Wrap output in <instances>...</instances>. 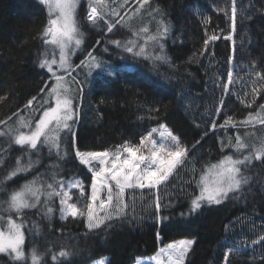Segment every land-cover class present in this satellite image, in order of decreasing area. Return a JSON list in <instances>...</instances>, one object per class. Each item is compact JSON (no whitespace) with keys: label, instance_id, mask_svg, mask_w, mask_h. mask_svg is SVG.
<instances>
[{"label":"trees","instance_id":"1","mask_svg":"<svg viewBox=\"0 0 264 264\" xmlns=\"http://www.w3.org/2000/svg\"><path fill=\"white\" fill-rule=\"evenodd\" d=\"M216 1L152 0L160 10V22L167 29L160 31L166 62L133 57L132 71L108 77L112 82L103 88L97 86V81L82 97L85 104L80 109L82 118L76 133L79 151H113L125 143L139 145L142 136L165 125L187 148L185 162L159 191L127 190L123 197L127 208L121 213L122 218L114 216L99 229L89 230L85 217L61 220L55 204V211L46 218L36 210L26 211L22 219L28 264H32L33 248L42 254L41 264H97L101 259L106 264H134L137 259L156 255L159 247L185 239L195 241L185 264H224L225 253L239 247L228 243L230 228L246 221L264 228V157L245 167L249 183L238 195H230L219 205L203 202L200 209L190 211L192 200L200 194L201 175L227 154L220 141L223 133L264 131V119L241 122L262 109L264 95L253 107L243 108L227 94L216 121L212 116L213 105L203 102L199 110L207 115L208 111L212 113L202 127L179 105L185 93L202 94L214 82L220 86L222 72L218 66L226 69L223 81L227 83L232 62L235 69L249 68L260 73L264 81V0H237L238 9L242 8L240 3H245L250 11L245 19H238L234 41L225 38L232 35V0H225L223 11L215 7ZM86 15L82 6L78 15L81 27L88 22ZM49 19L48 8L40 0H0V97L4 98L0 99V129L26 115L31 110L26 105L33 97L35 108L47 89L45 85L52 83V76L40 67L47 45L44 29ZM213 35L218 39L205 45V40ZM208 50L218 62L213 72L194 62ZM145 75L164 87L146 86ZM229 116L233 123L220 127ZM212 123L217 127L211 132ZM67 167L68 178L77 176L84 182L87 203L91 176L74 155ZM11 171L7 165L0 171V179L7 180ZM29 178L20 173L12 177L7 193ZM157 202L161 205L159 213ZM2 214L7 218L6 213ZM158 217L166 219L160 223ZM61 250L72 255L60 257ZM53 254L57 256L55 261ZM0 264L18 262L6 254L0 256ZM227 264H264V243L261 248L232 252Z\"/></svg>","mask_w":264,"mask_h":264},{"label":"snow or ice","instance_id":"2","mask_svg":"<svg viewBox=\"0 0 264 264\" xmlns=\"http://www.w3.org/2000/svg\"><path fill=\"white\" fill-rule=\"evenodd\" d=\"M42 4H46L49 8L50 19L48 26L44 29L45 44L54 45L59 49V64L58 68L61 74H57L53 70V65L57 64L56 59H49L48 52L45 51L43 58L40 60V67L46 68L52 74L54 84L45 85L49 89V100L55 98V106H49L42 110V115L36 120L34 127L25 121H20L22 128H28L27 132L20 131L19 129L13 131L2 132L0 136H9L11 142L20 148L24 149L27 153L28 150H34L39 153L44 147L49 149L51 153L55 150L57 157L60 155V141L62 137L61 132H67L71 136H75L72 131V125L69 121L73 120V102L72 97L69 95L71 91V84L65 78V73L69 74V68L72 66L68 64L67 57L70 54L69 48L74 44L79 47L82 44L80 31L76 24L74 17V9L78 0H40ZM138 2L147 3V0H138ZM236 0H232L231 8V23L233 32L235 31L237 9L235 7ZM96 4L103 5L105 0H95ZM113 15L119 16L118 12L112 11ZM227 14V12L225 13ZM88 20L97 25L103 21L107 25V31L112 32L114 23H110L105 19V15L98 11L95 5H90L88 13ZM119 23V20L115 22ZM147 32V28L142 29ZM164 32L167 29L164 28ZM161 33L158 32L155 36H150L149 39L156 42L160 47L161 54L154 57L157 61L166 62L167 57L163 54V45L160 44ZM50 37V39H49ZM231 40V35L225 37ZM218 37L215 35L209 37V40H216ZM205 40V45L209 43ZM117 47H121L120 41H112ZM134 41H129L123 45L125 51L132 53ZM107 51V49H105ZM145 53L144 47H139L136 55ZM92 63L85 64L81 61V65L87 67H100V61L97 57L92 56L91 52L88 53ZM148 58V57H146ZM77 65L76 67H80ZM125 70L132 71V68L127 65H115L105 69L108 76L121 75ZM260 76V73L256 74ZM229 84L233 82V72L227 73ZM73 81L79 85L81 82L73 77ZM112 81L107 77H101L98 80L97 86L103 88L105 85L110 84ZM144 83L150 88H163L164 85L150 76H144ZM82 91V89H81ZM0 99H4L0 97ZM32 100L28 101L26 107L32 105ZM48 103V101H45ZM223 103V102H221ZM250 106V105H249ZM264 109V105L260 106ZM159 111V109H154ZM251 118V114H250ZM232 123V118L229 116L225 119L224 124L220 127H225ZM234 126V125H233ZM216 123H212L211 128L216 129ZM149 132L147 135L141 137L139 145H128L125 143L121 146L122 151L112 153L110 151L101 152H81L76 151V157L79 163L85 165L92 172V183L90 197L83 208L79 207V199L85 195V189L82 181L77 178L65 180L63 177L57 179L59 173L53 171L50 181H41L39 177H34L33 180L26 182L17 190L7 193V198L4 201L6 207H3V212L8 213L7 218L0 214V221L4 222L0 226V253H6L18 262V264H28L29 257L26 256L25 245V232L23 230L24 224L22 217L26 214V210L35 209L40 213L42 218H46L53 214L55 209L51 206L53 197H59V212L62 220L69 217L76 219L86 214L87 227L89 230L99 229L106 221L112 219L114 216L122 218L121 213L127 208V204L123 201V197L127 190L145 188L149 190L159 191L162 185H165L169 177L173 174L175 169L185 162L188 155L186 147L182 146L179 137L168 131L160 134V142L153 138V133ZM207 135V133H205ZM236 150L239 151L243 144L240 142V137H236ZM144 149H147L145 152ZM258 153H264V146L257 149ZM66 155V153H65ZM261 155H256L255 159L260 160ZM252 156L245 155L242 158H234L232 155H227L224 159L216 164L208 167L205 174L200 177L201 195L192 200L191 212H195L203 206V202L208 204L219 205L232 196L238 195L243 191L244 186L248 185L249 179L245 175V166L250 163ZM95 162L96 167H93ZM32 166L31 159L27 165H21L20 160H17V167L8 173L5 179H11L20 172L28 171ZM58 167V165H57ZM209 176L212 179L209 180ZM47 193L44 199L41 198L44 190ZM72 189L78 190L79 195L76 197V202L73 201ZM0 191H3L0 188ZM208 193V195H205ZM103 196V198H102ZM159 201V197H157ZM160 203L156 204V212L160 211ZM86 210V212H85ZM104 212L103 216L99 213ZM13 215L16 217L13 218ZM183 215V214H182ZM160 223H163L164 217H158ZM19 221V222H17ZM264 241V236L253 243H260ZM195 241L192 239L180 240L178 243H171L160 249L159 255L154 256L152 259L156 264H162L160 256L167 258V264H185V257ZM230 251H239L233 249ZM72 253L61 250L60 257H68ZM32 264H41L42 254L33 248L30 253ZM229 253L226 252L223 261L227 264ZM52 260H57L55 254L52 255ZM97 264H106L105 260L97 261Z\"/></svg>","mask_w":264,"mask_h":264},{"label":"rangeland","instance_id":"3","mask_svg":"<svg viewBox=\"0 0 264 264\" xmlns=\"http://www.w3.org/2000/svg\"><path fill=\"white\" fill-rule=\"evenodd\" d=\"M132 1L133 0H105V4L99 5L95 3V0H78V3L76 4V7L74 9V17L80 31V37L83 42L78 48L75 47L74 44L69 48L70 54L68 55L67 60H68V64H70L72 67L69 68L68 71H70L71 69H73V71L70 73V75L67 73L64 74L66 80H68L69 83L71 84V91L69 95L72 97L74 118L72 121H69V123L72 125V131L75 133V136L73 137L67 132L60 133L62 139L60 141L59 157H57L55 150H53L50 153L47 147H44L39 153H36L34 150H28V152L26 153L24 149L12 143L9 136H0V171L5 169L7 165H10L11 170L13 171L17 167L18 159L20 160L21 165H27L29 159H31L32 162L31 168L28 171L20 172V175H22L23 178L24 176H30V178L27 181L22 182L20 187L26 182L33 180L34 177H39L41 181H50L51 174L53 171H57L59 173L57 179L61 177H63L65 180L71 178L80 179L77 176H71L70 178H68L67 172L69 171V169L67 167V164L70 161V159L73 158V155L75 156L76 160L79 163V160L76 157V151L78 150L76 143V133L78 131L79 124L82 118L80 109L82 107L84 109L85 102L82 101V97L84 96V93L91 90L93 88V85L98 80H100L101 77H107V78L116 77V75L108 76V74L105 72L106 68L115 65H127L130 66L133 70L134 68V65L132 63L133 57L136 59L155 60L154 57L156 55L161 54L160 47L156 44L155 41L149 39L150 36H155L158 34V32L160 33V31L161 32L164 31L165 28L163 26L164 23L160 22V10L152 3V0H147V3H143V4L142 2H138V0H135L134 3L131 4ZM237 4L238 1L236 0L235 2V7L237 9L236 24L238 19H245L250 11V8L247 7L245 3H240L242 7L241 9L237 8ZM90 5H95L98 8V11L104 14L105 19H107L110 23H113L115 20H119L118 24L115 23L112 32H108L106 30L107 25L104 24L103 21H100L97 25H93L88 20V22L84 24V27L80 26L78 21L79 11L82 8V6H84V9L87 10L86 16L88 19ZM214 5L217 9L223 11L226 6L225 0H217ZM113 10H115V12H118L119 16L111 14ZM48 14H49V8H48ZM236 24H235V29H236ZM143 28H147L148 31L143 32L142 31ZM105 30L107 32L105 33L103 38L99 40V36L102 33H104ZM234 34L235 31L233 32L232 29V35H231L233 37L231 39L232 41H234ZM161 37H160V44L163 45L161 41ZM112 41H120L122 46L117 47L114 43H112ZM129 41L135 42L134 45H132L133 46L132 53L125 51L123 48V45L127 44ZM212 41L215 40H210L209 43ZM141 46L144 47L145 53L142 55H136L135 53L139 51V47ZM105 49H107V51H105ZM46 51L48 52L49 59L54 58L57 61V64L53 65V70L58 75L61 74V71L58 68L59 49L54 45L47 44ZM89 52H91L92 56L97 57V59L100 61V67L94 68V67H87L81 65V61H84L85 64H89V65L92 63L91 58L88 55ZM163 54H164V50H163ZM126 55L128 56V58L126 57ZM194 62H196L199 65H205L206 67H208L210 72H213L214 66L218 65V62L216 63V61L214 60V56L210 50L206 51L201 57L197 58ZM77 65H81V66L76 67ZM218 67L220 73L222 72L220 86H217L214 82V84H211V86H209L207 90L202 94L185 93L179 99L180 107L185 111L187 116L190 117L192 121L199 127H202L204 124H206V119H208L209 115L212 112H213L212 116L215 117V121L217 120L218 116L221 114L222 111L223 103L221 102H224V98L226 97L227 94L232 95L243 108L253 107L261 100V98L264 95V81L260 78V76H257L256 75L257 73L254 72L252 69L249 68L235 69V66L232 62L229 71L233 72V82L229 84L228 79H227V83L223 81L224 72L226 69L221 68L220 66ZM44 69L47 71L46 68ZM47 73L50 76H52V74L49 73L48 71ZM73 77H75L76 80L80 81L81 83L77 85L73 81ZM51 84H54L53 77ZM44 91L45 92L42 98L40 99L39 103L35 108L33 106L34 104L33 102L32 105L29 106L31 110L28 111L26 115L24 114L18 116L15 123L8 124L7 126H5V128L0 129V131L6 132L9 131V129L13 131L19 129L20 131L27 132L29 129L26 127L22 128L19 123L20 121L28 122L34 127L36 120H38L42 115V110L49 106L52 107L55 106V98L52 97L51 100H49V89H46ZM45 101H48V103H45ZM203 102L207 103V106L212 107L213 105V111L212 112L208 111V115L204 114L203 111L201 112L199 110L201 109L200 107ZM262 119H264V109L252 113L251 118L250 115L246 116L245 118H242L241 122L253 123V122L261 121ZM232 123H233V119H232ZM155 129L156 131L153 133V138L156 139L158 142H160L161 133H165V137H166L167 132L168 131L171 132V130L165 125L162 127H157ZM210 129L212 132L213 131L212 128ZM237 136L240 137V142L241 144L244 145V147H242L239 151H237L235 147ZM220 141L222 144V150L227 151V154L224 155L221 158V160L224 159V157L227 155H232L234 158H242L245 155H250L252 156V160L250 163H248L245 166L247 167L256 161H259L255 159L256 155L259 154L261 155L262 158L264 157V153L257 152V149L264 146V131L253 130V131L241 133L238 131L227 130L223 133ZM71 142L74 143V146L72 147H71L72 144ZM116 151H122V148L115 149L110 152L115 153ZM144 151L146 152L147 149H144ZM82 166L85 167L88 174L91 176V180L88 185L90 192L91 191L90 186L92 183V172L85 165ZM93 167H96L95 162L93 164ZM211 179L212 176H209V180ZM80 180L82 181V179ZM10 183H11L10 179H7L5 181L2 178L0 179V188L3 189V191H0V214L3 213V207H6L4 201L7 198L6 195L7 191L8 189H10ZM82 184L85 189V184L83 181ZM46 193H47V189H45L44 192L42 193L41 196L42 199L45 198ZM72 194H73V201L71 202H76L75 199L79 195L78 190L72 189ZM85 194H86V190H85ZM200 195H201V190L199 196ZM205 195H208V193H205ZM59 199H60L59 197H53L51 201V206L57 207L58 216L61 219L59 212V208H60ZM85 202H86V197L84 195L83 197H80L78 206L83 208ZM26 211H31V210H26ZM7 215L8 213H6V216ZM99 215L103 216L104 212H100ZM14 217L15 216L13 215V218ZM80 217H85L87 219L86 214ZM3 223L4 222L0 221V226H2ZM25 236H26V232H25ZM261 236H264L263 227L257 226L255 223L252 222L249 223L248 221L238 222L236 223V228L229 229L230 239L228 243H234L235 245H238L239 246L238 248H233V249H238L239 251H246L247 249L255 246L261 248V244L264 243V241L255 244L253 243V241L259 240ZM251 240L253 241L250 242ZM178 242L179 241H176L174 243H178ZM245 244L248 245L246 246ZM161 248L163 247H159L158 253L154 256L159 255ZM230 250L228 251L229 255L232 252H236ZM2 255H6V253H0V256ZM154 256L137 259L134 264H156V261L152 259ZM186 257H185V261H186ZM160 259L162 264H167L166 257L160 256Z\"/></svg>","mask_w":264,"mask_h":264}]
</instances>
